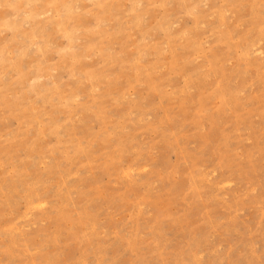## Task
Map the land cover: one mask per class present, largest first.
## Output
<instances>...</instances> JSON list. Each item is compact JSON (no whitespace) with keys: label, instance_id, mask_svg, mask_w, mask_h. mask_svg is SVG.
Returning <instances> with one entry per match:
<instances>
[{"label":"rangeland","instance_id":"obj_1","mask_svg":"<svg viewBox=\"0 0 264 264\" xmlns=\"http://www.w3.org/2000/svg\"><path fill=\"white\" fill-rule=\"evenodd\" d=\"M0 264H264V0H0Z\"/></svg>","mask_w":264,"mask_h":264},{"label":"bare ground","instance_id":"obj_2","mask_svg":"<svg viewBox=\"0 0 264 264\" xmlns=\"http://www.w3.org/2000/svg\"><path fill=\"white\" fill-rule=\"evenodd\" d=\"M50 1H52V0H50ZM69 1H70V0H69ZM75 1H76V0H75ZM98 1H99V0H98ZM17 2H18V1H17ZM32 2H33V1H32ZM34 2H35V1H34ZM37 2H38V1H37ZM39 2H40V0H39ZM29 3H30V2H29ZM41 3H42V2H41ZM48 3H49V2H48ZM51 3H52V2H51ZM65 3H66V2H65ZM26 4H27V3H26ZM43 4H46V3H43ZM43 4H42V5H43ZM40 7H41V5H40ZM75 7H76V6H75ZM42 8H43V7H42ZM44 8H45V6H44ZM60 8H61V7H60ZM66 8H67V7H66ZM52 9H53V7H52ZM54 9H55V8H54ZM58 9H59V7H58ZM16 10H18V9L16 8ZM32 10H33V9H32ZM39 10H40V9H39ZM66 10H67V9H66ZM66 10H65L64 12H66ZM72 10H73V9H72ZM105 11H106V10H105ZM39 12H42V11H39ZM39 12H38V14H39ZM62 13H63V11H62ZM107 13H108V11H107ZM26 14H27V13H26ZM31 14H32V13H31ZM34 14H35V13H34ZM69 14H70V13H69ZM69 14H68V15H69ZM62 15H63V14H62ZM62 15H61V16H62ZM64 15H65V13H64ZM32 16H33V15H32ZM69 16H71V15H69ZM3 17H4V16H3ZM33 17H34V16H33ZM62 17H63V16H62ZM64 17H65V16H64ZM53 18H55V17H53ZM56 18H57V17H56ZM56 18H55V20H56ZM68 18H69V17H68ZM81 18H82V17H81ZM74 19H75V18H74ZM76 19H77V18H76ZM32 20H33V19H32ZM57 20H58V19H57ZM63 21H64V20H63ZM63 21H62V22H63ZM15 22H16V21H15ZM53 22H54V20H53ZM66 22H67V21H66ZM5 23H6V22H5ZM11 23H12V22H11ZM38 23H39V22H38ZM58 23H59V21H58ZM7 24H9V23H7ZM54 24H55V22H54ZM59 24H60V23H59ZM62 24H63V23H62ZM62 24H61V25H62ZM70 24H71V23H70ZM7 26H8V25H7ZM10 26H11V24H10ZM5 27H6V26H5ZM21 27H22V25H21ZM36 28H37V27H36ZM36 28H35V29H36ZM68 28H69V27H68ZM70 28H71V27H70ZM12 29H13V28H12ZM54 29H55V28H54ZM67 30H68V29H67ZM14 31H15V30H14ZM32 31H33V28H32ZM34 31H35V30H34ZM55 31H56V29H55ZM26 32H28V31H26ZM35 32H36V31H35ZM28 33H29V32H28ZM33 33H34V32H33ZM63 33H64V31H63ZM71 33H72V32H71ZM22 34H23V33H22ZM29 34H30V33H29ZM41 34H42V33H41ZM41 34H40V35H41ZM25 35H26V34H25ZM38 35H39V34H38ZM47 36H48V35H47ZM69 36H70V35H69ZM26 37H27V36H26ZM32 37H33V36H32ZM35 37H36V36H35ZM38 37H39V36H38ZM43 37H44V36H43ZM43 37H42V38H43ZM46 39H47V38H46ZM41 41H42V40H41ZM46 43H47V42H46ZM35 89H36V88H35Z\"/></svg>","mask_w":264,"mask_h":264}]
</instances>
